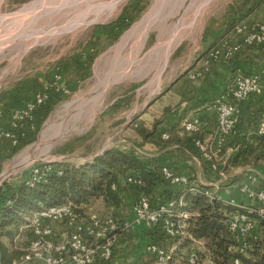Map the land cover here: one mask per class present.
<instances>
[{
	"label": "crops",
	"instance_id": "obj_1",
	"mask_svg": "<svg viewBox=\"0 0 264 264\" xmlns=\"http://www.w3.org/2000/svg\"><path fill=\"white\" fill-rule=\"evenodd\" d=\"M211 1L197 6L193 27ZM158 5L146 18L133 17L127 28L118 31V40L108 43L106 51L114 50V56L107 58L111 59V69L105 80H97L100 68L97 60L90 58V52L99 49L98 42L78 49L74 58L64 59L51 71L44 66L27 65L21 73L16 74L18 68L6 75L0 72V189L6 183L17 185L39 164L81 165L113 147L135 152L149 167L160 170L166 166L177 175L187 176L190 188L206 186L225 200L251 207L261 204L256 192L264 190V159L256 165L242 164L239 155L246 157L248 149L263 138L258 133V121L264 115V45L246 44L244 33L237 27L262 23L264 4L246 13L248 6L244 7L242 0L229 20L225 16L221 24L206 31L195 55L182 58L179 53L174 54L179 46L175 35L166 41L156 37L153 64L164 68L157 73L140 74L131 80V86L126 85L123 76L115 77V66L123 51L132 49L128 48L131 40L139 39L141 48L144 37L153 31L159 33L160 29H152L155 18L163 12L162 5ZM135 22L137 25L133 26ZM116 29L111 27L104 36L114 34L116 38ZM216 43H220L224 53L229 51L230 57L207 62L206 54ZM57 71L61 73L59 80L55 78ZM238 73L261 75L263 90L243 102L234 101L236 123L226 132L218 125V107L210 103L230 89ZM38 94L44 96L43 102L36 104L28 116L18 117ZM189 120L198 125L197 136L207 146L210 157H205L196 145L192 132L184 130L183 123ZM140 129L153 133L145 139ZM6 132L17 136L16 152V145ZM164 134L169 137L164 138ZM127 177L125 172L117 174L116 206L107 208L101 200H90L83 206L80 220L49 222L61 232L87 227L93 216L111 213L130 223L114 243L112 264H141L153 241L155 224L134 223V207L144 192L140 184ZM179 187L163 178L153 197L162 201L166 191ZM2 239L8 242L6 237Z\"/></svg>",
	"mask_w": 264,
	"mask_h": 264
},
{
	"label": "trees",
	"instance_id": "obj_2",
	"mask_svg": "<svg viewBox=\"0 0 264 264\" xmlns=\"http://www.w3.org/2000/svg\"><path fill=\"white\" fill-rule=\"evenodd\" d=\"M263 4L264 0H243V6H248L246 13ZM117 22L113 24L116 25ZM218 98L226 102L232 101L229 88ZM218 98L210 104L216 105ZM140 133L147 139L153 130L148 132L140 129ZM192 134L195 139L198 138L196 133ZM18 148L17 144L14 152ZM239 156L242 164H258L264 159V136L255 147L248 149L246 157ZM52 165L54 168L46 172L34 186L27 184L26 178L17 185L6 183V187L0 189V264H13L15 259L21 257L23 251L16 246L15 237L31 230V227L29 229L25 225L37 212L52 206L72 204L83 216V206L90 200H101L107 208L116 206L118 198L113 185L116 184L119 172L136 175L141 180L142 191L150 197L153 206L173 197L176 199L174 207L189 212L188 218L164 214L157 221L151 242L157 249L146 250L141 264H193L190 258L194 252L199 256L201 263L198 264H202L207 255L215 264H264V217L255 213L251 215L254 227L246 238L247 246L241 251L242 241L230 227L233 214L241 208L217 197L211 198L206 193V186L199 185L196 188L198 191H191L190 181L187 186L179 185L177 190L166 191V198L158 201L153 197L154 189L164 177L158 168L147 166L133 151L112 147L81 165L69 162ZM182 193H185L184 204L180 206L179 198ZM167 217L176 224L178 232L174 235L164 228ZM183 221L186 226L180 228ZM3 237L8 242H4ZM158 250L164 252L163 259H160ZM18 252L21 255L15 257ZM236 259H239V263L235 262ZM94 264L101 262L98 260Z\"/></svg>",
	"mask_w": 264,
	"mask_h": 264
},
{
	"label": "rangeland",
	"instance_id": "obj_3",
	"mask_svg": "<svg viewBox=\"0 0 264 264\" xmlns=\"http://www.w3.org/2000/svg\"><path fill=\"white\" fill-rule=\"evenodd\" d=\"M52 1L5 0L0 3V72L3 71L4 75L16 68V74L21 73L22 67L27 65L29 68L44 66L51 71L64 59L74 58L78 49L98 42L99 49L91 51L90 58H95L100 68L97 80H105L111 69V59L107 58L114 56V50L106 51L108 43L118 40V34L130 25L133 17L145 15L146 18L158 3L159 7L162 5L163 12L155 18L152 29H160L159 33L153 31L144 37L141 48L139 39L131 40L128 48L132 49L123 51L118 66H115V77L123 76L124 84L131 86V80L137 79L140 74L157 73L164 68L163 65L153 64L156 37L166 41L175 35L179 46L174 54L179 53L182 58L195 55V49L204 41L206 31L221 24L225 16L229 20L242 0H212L205 5L194 27L191 24L193 12L205 0H88L78 9H70V12L61 8L60 3ZM115 21H118L116 25L113 24ZM111 27L117 28L116 38H113L114 34L106 37ZM21 237H15L16 246L25 242L27 233ZM20 255L18 252L15 257Z\"/></svg>",
	"mask_w": 264,
	"mask_h": 264
},
{
	"label": "built area",
	"instance_id": "obj_4",
	"mask_svg": "<svg viewBox=\"0 0 264 264\" xmlns=\"http://www.w3.org/2000/svg\"><path fill=\"white\" fill-rule=\"evenodd\" d=\"M239 32L244 33L243 41L249 45H264V21L254 26L239 25ZM224 57L229 58L230 52L224 53L220 43H216L206 54V61H216ZM56 80L61 78V73L56 72ZM232 101L226 102L222 98L217 99L216 106L219 109L218 125L223 131L229 132L236 123V106L234 101L243 102L252 93H261L263 90L262 79L259 74H241L238 73L230 86ZM44 96L38 94L36 98L28 103L27 108L19 114L18 117L23 118L29 115L31 109L36 104L42 103ZM184 130L198 133L199 127L195 121L189 120L183 123ZM258 133L264 136V115L258 121ZM12 138L13 144H18V138L11 133H4ZM168 134H164V138H168ZM196 145L202 151L205 157H210L207 146L200 138L195 139ZM42 167H35L27 177V184L34 186L37 181L43 178L46 172L51 171L54 166L50 162L43 163ZM162 176L179 185L187 186L189 178L184 175H177L171 169L164 166L160 169ZM129 181H135L141 185V180L136 175H128ZM116 184L113 185L115 188ZM191 191H198L196 188H190ZM186 192H188L186 190ZM206 193L211 198L224 200L241 208L235 212L231 220V230L234 235L242 241L241 251L247 246L246 238L254 227V221L251 218L253 213L264 217V190L256 192V196L260 201L258 206H245L235 200H225L220 194L211 193L208 190ZM185 193L179 198V205L184 204L183 198ZM176 199L168 198L165 202H161L153 206L150 197L145 194L140 198L134 207V223L148 225L156 224L164 214L168 216H178L183 218L189 217L187 210H181L174 207ZM82 216L75 210L72 204H63L52 206L37 212L31 221L25 225L26 228L31 227L27 233L26 240L19 248L23 251L20 258L15 259L13 264H94L98 260L101 264H112L114 243L117 237L122 234L130 225L128 221H120L111 213H104L93 216L87 227H78L77 229L67 228L61 232H57L51 222H66L72 223L80 220ZM44 220H48L45 222ZM186 222L183 221L179 227L185 228ZM164 228L168 233L174 235L178 232L175 222L170 218H165ZM25 234H18L16 238H22ZM202 245H200L201 248ZM155 244L148 245L147 250H156ZM160 259H163L164 252L158 250ZM1 258V252H0ZM193 264L201 263L199 256L194 252L191 256ZM239 263V259H236ZM202 264H215L210 256H206Z\"/></svg>",
	"mask_w": 264,
	"mask_h": 264
},
{
	"label": "bare ground",
	"instance_id": "obj_5",
	"mask_svg": "<svg viewBox=\"0 0 264 264\" xmlns=\"http://www.w3.org/2000/svg\"><path fill=\"white\" fill-rule=\"evenodd\" d=\"M88 0H54L52 2H58L61 4V8H63L64 10L67 8V11L70 12V9H78L79 7H81L83 4H85V2ZM71 4L72 7L68 8L67 5ZM60 8V9H61ZM85 8V7H84ZM188 8V7H187ZM66 11V10H65ZM61 12V11H58ZM58 12H56L54 15H56ZM63 13V12H62ZM61 13V14H62ZM185 28V27H184Z\"/></svg>",
	"mask_w": 264,
	"mask_h": 264
}]
</instances>
